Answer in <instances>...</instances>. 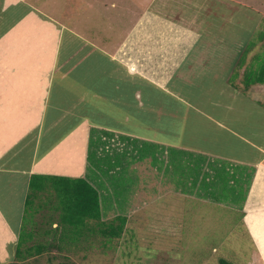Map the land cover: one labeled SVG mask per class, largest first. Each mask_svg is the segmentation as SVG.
Segmentation results:
<instances>
[{
    "label": "crops",
    "instance_id": "obj_1",
    "mask_svg": "<svg viewBox=\"0 0 264 264\" xmlns=\"http://www.w3.org/2000/svg\"><path fill=\"white\" fill-rule=\"evenodd\" d=\"M81 1L0 0V264H92L106 256V239L68 237L71 228L56 216L51 227L66 237L62 249L17 261L33 175L87 181L99 193L103 220L128 213L119 247L159 203L203 199L194 184L206 157L219 162L207 163L213 170L228 164L249 190L252 264H264V85L240 92L229 83L248 45L252 3L103 0L110 25L125 32L90 39L76 26ZM113 165L128 178L109 180ZM132 180L140 187L133 208L109 211Z\"/></svg>",
    "mask_w": 264,
    "mask_h": 264
},
{
    "label": "rangeland",
    "instance_id": "obj_2",
    "mask_svg": "<svg viewBox=\"0 0 264 264\" xmlns=\"http://www.w3.org/2000/svg\"><path fill=\"white\" fill-rule=\"evenodd\" d=\"M111 1L114 0H108V2ZM115 1L119 2V0ZM138 1L136 0L137 4ZM102 2L103 0H85V2L81 1L75 4L76 26L81 24L80 27L84 29L86 36L90 39L93 36L101 39L111 35L117 38L125 32V29L110 25L107 20L109 16H107L105 9L102 7ZM238 2H241L239 5L245 8L248 2L252 3V19L250 22L253 24L250 27H248L249 24L245 27L248 33L251 32L245 42H248V44L252 42L256 44L258 42L253 53L248 57L247 68L254 63V56L260 55L264 58V0L236 1L237 4ZM257 15L262 18L258 26L259 18L256 17ZM87 17L89 18L87 19ZM240 22L243 24L248 22V20L247 18H241ZM85 24H88L86 29ZM88 28L91 29V33L87 32L90 30ZM259 39H263V42L259 41ZM228 43L231 44L229 49L233 52L237 44L235 39ZM97 45L107 48L110 44L99 43ZM235 52H238V50ZM237 67L235 68L237 69ZM242 73L243 70L240 74ZM232 80L237 83L235 76H232ZM237 84L238 87L235 89L243 91L245 84H243L242 79ZM189 85L193 87L195 84L190 82ZM202 160L204 164L203 170L200 173L198 172L200 175L194 184V190H198L203 194V182H208L214 174L213 167L210 166L208 168L209 165L207 163L211 162L214 165L219 162L207 159V157L202 158ZM192 173L194 172L188 171L187 177H190ZM223 173L220 175L221 184L212 188L217 193L213 192L209 186H206L216 197L209 195L213 199L209 197L201 199L200 196L196 198L195 195H192L193 198H184L177 195L176 200L171 197V202L168 204L165 202L159 203L157 210L149 211L156 213L148 217L149 219H142V226H136L135 229L129 230L125 241L117 249V241L114 240L113 244L108 246L106 256L94 260L98 264H220L221 260L234 264L254 263L257 257V250L244 220V214L247 209V202L245 203V201L247 196L249 198V190L245 195L243 184L237 183L235 177H232L229 173ZM232 178H234L236 185L228 186V181ZM145 181L147 183V178ZM131 183L132 187L129 189L122 188L120 192L123 201H132L128 206L130 205V208H133V203L136 201L135 194L140 187H135L134 180ZM187 183L185 182L186 185ZM132 197L134 200L131 199ZM158 199H162V197ZM142 203H136L135 207L138 210L141 209L143 207ZM167 206L168 208H165ZM119 210L123 211V209L119 208L118 212ZM249 210L252 211V207H249ZM146 211L147 209L141 210L142 213H147ZM182 212H184L185 218ZM157 215L159 220L157 218L154 219ZM170 215L173 219L170 218ZM155 220H157L155 223L157 229L153 230V221ZM172 222L174 225L180 223L178 229L172 228ZM167 227L170 229H165ZM171 230L175 232H171Z\"/></svg>",
    "mask_w": 264,
    "mask_h": 264
},
{
    "label": "trees",
    "instance_id": "obj_3",
    "mask_svg": "<svg viewBox=\"0 0 264 264\" xmlns=\"http://www.w3.org/2000/svg\"><path fill=\"white\" fill-rule=\"evenodd\" d=\"M259 41L263 42V39H259ZM257 43H249L244 50L243 56L238 62L237 70L232 75L235 76V80L239 79L240 72L245 68L248 56L254 51ZM262 57L260 55L254 56V63L244 70L242 82L247 89L252 85H264V58ZM232 76L229 79V83L236 88L238 84L236 81L235 83L233 82ZM244 93H248L247 90ZM92 160L94 161L95 157ZM222 164L223 166L214 168L212 180L203 182L204 197H209V195L216 197L213 193L216 191L215 189L212 190V188L221 184V173L227 172L231 176V173H233V176H236L233 168H230L228 164ZM117 166L113 165L109 180L116 177L118 179L128 178L127 172H124L126 168L124 167L119 174L120 168ZM189 171L194 172L195 170ZM183 173L188 174V172ZM231 181L232 179L228 181V186H235L236 182L231 183ZM236 181L241 183L237 177ZM206 186H209L213 192H210ZM209 198L213 199V197ZM124 203L125 201L119 200L118 203L109 204L107 207L109 211H115L120 208L123 209L122 212H126L129 208L126 206L125 210V205L128 204ZM52 211L55 213H52ZM102 211L103 206L100 205L99 193L87 181L33 175L29 183L23 228L17 245V261H25L36 255L41 257L44 252H49L53 248L62 249L59 243L66 237L63 234L60 237L58 236V239L54 234L56 230L51 227L53 218L56 216H58L61 226L66 225L71 228L70 233L72 235L68 237L73 236L76 240L82 238L88 240L90 238L92 241L95 240V242H100L102 237V243L106 239L108 245H112L114 240H116L117 249L119 240L124 236L126 227L132 219L130 220L128 213H125V215H116L111 219L103 220ZM96 227L101 228L100 232L97 231ZM56 233H58V230ZM92 264H98V262L92 261ZM220 264L234 263L221 260Z\"/></svg>",
    "mask_w": 264,
    "mask_h": 264
},
{
    "label": "water",
    "instance_id": "obj_4",
    "mask_svg": "<svg viewBox=\"0 0 264 264\" xmlns=\"http://www.w3.org/2000/svg\"><path fill=\"white\" fill-rule=\"evenodd\" d=\"M131 70H135V68H134V67H132V68H131Z\"/></svg>",
    "mask_w": 264,
    "mask_h": 264
}]
</instances>
